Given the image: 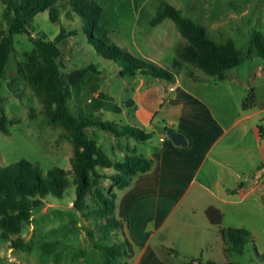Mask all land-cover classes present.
<instances>
[{
  "label": "rangeland",
  "instance_id": "374dc122",
  "mask_svg": "<svg viewBox=\"0 0 264 264\" xmlns=\"http://www.w3.org/2000/svg\"><path fill=\"white\" fill-rule=\"evenodd\" d=\"M93 1L105 10L113 41L137 57L169 69L178 61L177 48L186 41L176 24L170 19L157 26L151 24L157 7L166 2L179 9L183 17L203 26L213 41L219 44L228 40L235 42L242 60L237 68L228 71L230 76L253 78L256 69L264 67V60L257 51L249 54L254 36L261 34L264 37V0ZM58 8L59 22L53 23L48 12L42 13L29 27L31 37L26 34L15 36L14 53L0 90V114L7 116L11 122L9 134L0 131V167L27 160L44 173L55 168L72 169V142L61 126H52L47 122L42 100L22 74L27 56L35 48L32 39L55 41L67 74L89 65L97 67L89 82L79 90L72 91L70 104L76 114H94L95 118L114 124L118 131L131 126L152 134L149 141L140 142L131 137L118 138L111 132L90 128L89 134L107 156L115 158L114 152L118 146L126 151L136 150L141 155L145 154L147 148H157L159 138L165 132L163 122L156 120L149 127L131 106L130 95L127 94L138 89L143 80L151 83L154 78L144 75L121 77L118 64L105 60L88 44L83 25L68 0H61ZM8 20L9 13L3 5L0 7V39L7 30ZM61 35L64 38L56 40ZM188 72L204 75L190 65H185L176 75L187 76ZM259 83L264 86V78ZM98 97L99 100H96ZM116 107L122 111L118 113ZM105 171L116 173L113 169ZM70 179L73 181V176ZM75 198L76 187L73 183L63 198L48 196L42 210L34 214L31 224L25 227L20 236L13 237L24 238L25 246L22 248H12L0 231V264H128L127 261H133L139 250L132 244L131 235L125 233L123 236L121 230L105 235V221L86 217L76 211L73 208ZM186 220L187 227H171L154 233L146 250L145 261L188 264L198 258L202 261L193 264H199L213 256L217 264H264L259 258L264 255V225L258 220L227 217L224 221V227L256 232L254 242L247 245L243 255H226L224 251L222 254L213 245L216 228L211 232L200 229L198 234L192 233V219ZM203 242L212 246L202 249ZM126 243L130 244V249ZM110 247L119 250L123 257L111 258L107 253Z\"/></svg>",
  "mask_w": 264,
  "mask_h": 264
},
{
  "label": "trees",
  "instance_id": "16d2710c",
  "mask_svg": "<svg viewBox=\"0 0 264 264\" xmlns=\"http://www.w3.org/2000/svg\"><path fill=\"white\" fill-rule=\"evenodd\" d=\"M61 0H0V7L6 6L9 13L8 27L0 39V90L6 77L7 68L14 53V40L18 34L31 37L29 27L35 18L42 13H49L53 23L59 22ZM83 25V33L87 42L105 60L114 62L120 67L121 77H135L137 75L172 81L177 72L190 65L209 77L221 78L224 73L237 68L241 64V51L233 40L223 44L213 41L207 30L191 19L183 17L181 11L169 3L162 2L157 7L156 16L151 21L153 26L163 21L172 20L185 43L177 48L178 61L172 69L154 62L137 57L117 45L112 39L106 12L103 7L93 0H68ZM63 32L64 29H62ZM71 34H77L72 32ZM63 35L56 40H62ZM34 50L27 56L22 74L33 90L42 100L47 122L52 126H61L74 146L71 158L72 169L67 171L55 168L44 173L40 167L34 166L27 160L0 167V231L12 248L25 246L20 236L25 227L31 224L34 214L42 210L45 200L53 195L63 198L71 183L76 187V198L73 208L98 220L105 221L103 228L105 235L119 230L124 233V222L116 218V201L118 192L128 188L135 177L149 172L154 161L135 152L129 151L123 161L111 158L99 147L98 142L89 134L90 128H97L111 132L118 138L131 137L140 142H147L152 134L136 127L126 126L120 131L114 124L95 118L94 114H76L70 104L72 91L79 90L83 84L89 82L93 73L97 72L95 65L65 73L61 53L55 41L32 39ZM257 51L264 60V37L254 36L249 54ZM189 76H193L188 72ZM98 97L96 100H99ZM254 97L247 99V107ZM118 113L121 109L116 107ZM10 120L0 114V131L9 134ZM264 135V129H262ZM189 143L185 147H177L182 151L192 148V139L185 135ZM106 169H113L116 173H107ZM74 180L71 181L70 177ZM110 183V186L106 184ZM210 223L221 226L223 213L210 207L206 211ZM225 240L224 253L226 255H243L247 245L253 241V234L245 229L234 227L221 229ZM133 242V241H131ZM130 249V244L126 243ZM111 258L123 257L115 247L107 249ZM264 261V255L259 256ZM193 260L188 264L196 263ZM159 264H164L160 262ZM199 264H217L209 260ZM236 264V263H229Z\"/></svg>",
  "mask_w": 264,
  "mask_h": 264
},
{
  "label": "crops",
  "instance_id": "0c3cea01",
  "mask_svg": "<svg viewBox=\"0 0 264 264\" xmlns=\"http://www.w3.org/2000/svg\"><path fill=\"white\" fill-rule=\"evenodd\" d=\"M263 78L264 67L259 66L248 79L228 71L221 78L175 75L172 81L143 80L138 89L127 92L131 106L149 127L161 120L165 129L158 147L144 152L154 161L152 169L118 192L115 216L139 250L128 264H154L145 261L152 235L187 227L186 219H192V233L216 228L213 245L222 254L221 229L229 228L224 227L227 217L254 218L264 225V86L259 83ZM251 96L254 101L245 107ZM168 131L188 135L192 148L182 151L168 139L163 142ZM128 152L118 146L114 159L123 161ZM210 207L223 213L221 226L210 223L206 215ZM251 233L254 241L256 232ZM209 245L203 242L201 248ZM210 260L216 261L213 256Z\"/></svg>",
  "mask_w": 264,
  "mask_h": 264
},
{
  "label": "water",
  "instance_id": "95a60500",
  "mask_svg": "<svg viewBox=\"0 0 264 264\" xmlns=\"http://www.w3.org/2000/svg\"><path fill=\"white\" fill-rule=\"evenodd\" d=\"M166 138L177 147H185L188 145V140L183 133L168 131L166 134Z\"/></svg>",
  "mask_w": 264,
  "mask_h": 264
},
{
  "label": "built area",
  "instance_id": "2783aa9c",
  "mask_svg": "<svg viewBox=\"0 0 264 264\" xmlns=\"http://www.w3.org/2000/svg\"><path fill=\"white\" fill-rule=\"evenodd\" d=\"M167 140V138H163L162 141L165 142Z\"/></svg>",
  "mask_w": 264,
  "mask_h": 264
}]
</instances>
